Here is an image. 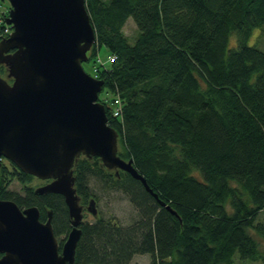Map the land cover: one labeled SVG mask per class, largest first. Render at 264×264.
<instances>
[{"label":"trees","instance_id":"16d2710c","mask_svg":"<svg viewBox=\"0 0 264 264\" xmlns=\"http://www.w3.org/2000/svg\"><path fill=\"white\" fill-rule=\"evenodd\" d=\"M86 5L97 37L89 59L105 81L99 102L119 133L118 154L133 160L177 214L129 173L110 172L97 157L80 158L73 170L85 209L74 264H129L143 254L151 264H264V224L256 222L264 210V51L248 43L264 29V0ZM130 17L139 32L134 43L123 28ZM232 34L236 46L229 49ZM101 47L116 56L108 66L96 61ZM7 74L0 65V76ZM116 97L119 116L112 113ZM91 178L125 193L140 219L122 227L93 215L86 209L97 198ZM32 180L4 158L0 199L37 206L41 221L51 211L53 232L67 236L72 226L62 195L10 189Z\"/></svg>","mask_w":264,"mask_h":264},{"label":"water","instance_id":"95a60500","mask_svg":"<svg viewBox=\"0 0 264 264\" xmlns=\"http://www.w3.org/2000/svg\"><path fill=\"white\" fill-rule=\"evenodd\" d=\"M6 22L13 26L0 40V167L2 160L42 180L35 190L64 197L71 218L61 251L52 212L41 221L37 206L21 208L0 199V264H74L83 207L75 188L74 165L97 157L102 166L129 173L172 214L133 160L118 154V134L99 102L105 81L85 72L83 63L97 41L86 0H8ZM92 198L88 210L97 215Z\"/></svg>","mask_w":264,"mask_h":264},{"label":"rangeland","instance_id":"374dc122","mask_svg":"<svg viewBox=\"0 0 264 264\" xmlns=\"http://www.w3.org/2000/svg\"><path fill=\"white\" fill-rule=\"evenodd\" d=\"M0 2L5 7L11 6L8 0H0ZM123 28L126 37L129 38V41L131 43H134L136 41V37L138 36L139 32L137 30L133 18L130 17ZM263 30H264L263 28L255 29L253 31V35L251 36L248 42L249 45L256 46L262 51H264ZM228 44H229L228 47L229 49L236 46L235 34H232ZM99 50H100L99 56L96 59V61H98L99 63L106 64L108 66L110 64L108 60L110 55L109 51L106 50L105 47H101V49ZM94 62L95 61L91 58V60L88 59L86 62L83 63V68L85 72L93 76H95V69H96L95 67L96 64H94ZM7 75L5 76L2 75V77L6 78L11 83L10 81L11 79H9ZM99 96L103 98L104 92H101ZM118 152H119V144H118ZM80 158H86V157L81 156ZM105 169L113 173L117 171L116 169H108L106 167ZM193 174L198 176L199 178H202V174L198 169L197 170L194 169ZM42 185H44L42 179L33 177L32 182L26 185L19 183L18 181H14L11 184L10 189L17 194L23 195L25 189L28 188L37 189L39 187H42ZM90 187L97 196L96 200L94 199L95 201L94 207L97 210L96 217H102L103 219H106L111 222L115 221V223H118L122 227H129L130 225H132L133 223H135L140 219V214L138 209L134 207V204L130 201V198L125 193L123 194L122 191L109 188L107 185H105L103 182L99 181L96 178H91ZM89 204L86 207V209L89 207ZM84 209L85 208L83 207V215H84ZM256 222L264 224V210H262V212L259 213ZM66 237L67 236H65L64 234L61 235L60 237H57V240L60 245L63 243V241H65ZM150 258L151 257L148 254L135 255L134 258L131 259L132 261L129 264H151ZM254 264H262V263L255 262Z\"/></svg>","mask_w":264,"mask_h":264},{"label":"built area","instance_id":"2783aa9c","mask_svg":"<svg viewBox=\"0 0 264 264\" xmlns=\"http://www.w3.org/2000/svg\"><path fill=\"white\" fill-rule=\"evenodd\" d=\"M8 12V8L4 7L2 5V3H0V25L2 26L1 27V30H0V37H5L7 35H9V33L12 31V28L11 26H8L7 24L3 23V17L5 16V13ZM116 59V56H110L109 57V62H114ZM99 64H103V63H99ZM112 107H113V115L114 116H119L121 114V102H120V99L119 97H116L112 103Z\"/></svg>","mask_w":264,"mask_h":264},{"label":"flooded vegetation","instance_id":"af4514ba","mask_svg":"<svg viewBox=\"0 0 264 264\" xmlns=\"http://www.w3.org/2000/svg\"><path fill=\"white\" fill-rule=\"evenodd\" d=\"M34 177V176H33ZM34 178H36V177H34ZM43 182H44V185H46V184H48L49 182H51L52 180H42ZM44 185H42V186H44ZM36 189H34V191H35ZM36 193V192H35ZM36 194H38V193H36ZM47 194V193H46ZM39 195H44V194H39ZM64 243V242H63ZM63 243L60 245L59 244V249H60V251H61V248H62V245H63Z\"/></svg>","mask_w":264,"mask_h":264},{"label":"bare ground","instance_id":"6f19581e","mask_svg":"<svg viewBox=\"0 0 264 264\" xmlns=\"http://www.w3.org/2000/svg\"><path fill=\"white\" fill-rule=\"evenodd\" d=\"M144 187V186H143Z\"/></svg>","mask_w":264,"mask_h":264}]
</instances>
